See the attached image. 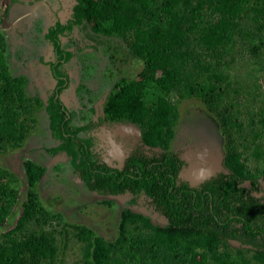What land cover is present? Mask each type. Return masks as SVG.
<instances>
[{
	"label": "trees",
	"instance_id": "obj_1",
	"mask_svg": "<svg viewBox=\"0 0 264 264\" xmlns=\"http://www.w3.org/2000/svg\"><path fill=\"white\" fill-rule=\"evenodd\" d=\"M2 16L0 160L7 149L22 144L31 128L28 121L36 122L30 108L41 103L38 96L26 95L28 79L10 71L12 52ZM83 27L117 38L116 44L140 62L134 77H120L108 92L103 89L107 92L103 111L108 119L136 123L145 143L166 150L174 135L179 102L192 98L216 122L230 169L241 173L244 159L264 158V0H74L69 18L55 22L45 35L67 61L71 52L61 46L59 34ZM81 40L78 49L94 46ZM238 61L250 65L240 75L233 71ZM61 105L51 96L43 107L51 135L61 140L47 150L64 149L77 167L86 166L84 157L93 163L86 149L90 140L81 139L84 148L75 142V132L84 126L73 124L74 113ZM22 165L21 177L0 161V264H58L56 234L66 232V227L81 243V257L61 264L248 262L242 256L231 258L227 247L219 249L218 232L204 222L199 225L196 216L176 204L180 188H175L176 194L167 189L162 192L155 179L148 183L139 177L137 190L151 193V185L159 190L161 196L156 198L166 208L165 225H154L145 215L123 208L113 239L84 224L64 222L60 231L56 227L60 215L47 210L34 189L46 166L31 158ZM88 175L89 188L104 186L101 180H92L94 174ZM19 182L25 189L22 198ZM105 185L114 187V181L109 178ZM263 257L256 264H264Z\"/></svg>",
	"mask_w": 264,
	"mask_h": 264
},
{
	"label": "flooded vegetation",
	"instance_id": "obj_2",
	"mask_svg": "<svg viewBox=\"0 0 264 264\" xmlns=\"http://www.w3.org/2000/svg\"><path fill=\"white\" fill-rule=\"evenodd\" d=\"M36 1L42 0L7 1L2 12V29L8 32L10 46L20 44L31 48L29 40L33 38L32 34L37 26L33 22L30 23L28 17H36L37 20L44 15L43 22L46 26L43 33L46 37L45 33L51 25L57 21L63 23L69 18L74 3V0H44L40 7H36ZM10 7L22 9V12L18 15L20 20L18 19L10 29H6L12 23L9 19ZM74 30H64L59 34L61 46L71 52L67 61L59 56L60 53L46 37V42L52 46L53 55L50 54L47 58L45 53L46 58L43 57L39 64L35 63L36 76L32 85L37 88L39 97L46 96L47 101L52 96L55 102L62 104L61 108L74 113L76 121L73 120L72 123L84 126L81 131L75 132L80 135L75 136V142L84 148L86 146L81 139L90 140L86 149L91 153L94 162L91 163V159L84 157L86 166L77 167L72 164V154H68L64 149L53 152L47 150L52 163L56 166L58 163L69 161L75 181H82L86 188L96 195L111 196L121 203H126L120 212L123 208H130L148 217L154 225H165L168 222L166 208L160 203L161 200L156 198L159 190H153L152 185L151 193H146L143 189L137 190L139 177L145 178L148 183H154V179L158 180L162 192L167 189L168 193L176 194L175 188H180L176 204L183 207L186 213L196 216L199 225L204 222L205 226L218 232V248L227 247L231 258L242 256L241 259L247 260V264H256L258 257L264 256V158L257 161L246 158L241 167L242 172H235L227 166V147L220 134L219 142L204 148L210 151L207 152L208 155L217 156L214 162H211L212 170L209 171L207 162L203 159L198 161L200 164L193 166L194 164L186 159L182 149L171 148L172 140L169 148L164 150L145 143L136 123L130 120L108 119L103 111L107 92L103 91V94L98 96L94 91L78 99L76 89L81 80L76 76L74 82L71 81L72 74L68 66L73 65L74 70L78 72L79 62L74 61V55L93 46L78 49L84 41L80 38H85L81 37V32V35H78ZM68 43H72V46L67 47ZM49 50L50 48L45 52ZM32 66L34 65L30 68ZM63 94H68L69 104L62 100ZM60 141L54 137L49 146H57ZM102 148L104 152L100 153ZM171 165L176 169L175 174L171 171ZM194 167L208 168L205 173L207 175L192 178ZM89 172L94 174L92 180L97 178L104 186L98 190L89 188L86 184ZM109 178L114 181V187L105 185Z\"/></svg>",
	"mask_w": 264,
	"mask_h": 264
},
{
	"label": "rangeland",
	"instance_id": "obj_3",
	"mask_svg": "<svg viewBox=\"0 0 264 264\" xmlns=\"http://www.w3.org/2000/svg\"><path fill=\"white\" fill-rule=\"evenodd\" d=\"M7 1L0 0V13L4 12ZM42 1H36L35 6L40 7ZM20 10L22 9L10 7L11 16L9 19L12 20V23L6 29H10L15 25L14 23L20 20L18 18L22 12ZM35 18L28 17L30 23L33 22L37 26L32 34L34 35L33 38L29 40L31 48H27L26 45L23 47L20 44L9 47L12 52L10 71L28 79L25 92L30 97L38 96L37 88L32 85L36 76L34 69L37 68V64L35 63L41 61L45 56L49 58L50 54L53 55L52 46L46 42L47 39L43 33L46 26V23L43 22L45 21L44 15H41L37 20ZM74 29V33L82 34L81 37L85 39L88 37L86 41L94 45L92 48L74 55V61L79 62L80 69L78 72L74 70L73 65L68 66L72 74L71 81L74 82L76 76L81 80V84L76 89L78 99L92 94L94 91L95 94L101 96L103 89L108 92V89L118 78H131L137 74L140 62L133 60L124 47L116 44L117 38L95 34L86 27L81 30ZM71 44L68 43L67 47L72 46ZM49 48L50 50L45 52ZM27 49L32 50L27 51ZM247 62L238 61L234 67V73L240 75L245 69H248L250 65ZM31 65H34L33 68H30ZM61 97L67 104L70 103L68 94H63ZM38 98L41 103L30 108L34 112L33 117L36 118V122L28 121L31 128L26 138L20 146L7 149L2 154L1 164L17 175H21V177L23 175L22 162L26 158H31L36 163L46 166L44 175L35 184L34 189L37 191L41 204L47 210L60 215V222L54 223L58 230H63L64 222L84 224L92 227L104 238H115L120 209L126 206V203H121L111 196L96 195L90 192L82 181H75L69 161L58 163L56 166L52 163L47 147L53 143L54 136L51 135L47 127V116L43 109L46 96H38ZM218 131L216 122L196 99L184 98L179 102V118L174 127L171 148L182 149L186 159L189 158L188 160L194 165H198V161L203 159L206 160L208 168H211L213 167L211 162H214L216 157L212 154L208 155L207 152L210 151L204 148L220 141L221 136ZM101 152H104L103 148ZM19 191L20 197H24L25 189L22 182H19ZM56 235L58 244L57 263L78 261L81 257V243L73 236L72 229L66 227V232H60ZM0 238L2 237L0 236Z\"/></svg>",
	"mask_w": 264,
	"mask_h": 264
},
{
	"label": "bare ground",
	"instance_id": "obj_4",
	"mask_svg": "<svg viewBox=\"0 0 264 264\" xmlns=\"http://www.w3.org/2000/svg\"><path fill=\"white\" fill-rule=\"evenodd\" d=\"M217 157V156H216ZM189 159V158H188ZM187 159V160H188ZM188 162V161H187ZM200 164V163H199ZM197 165V164H196ZM193 166H195V165H193ZM203 166V165H202ZM204 167V166H203ZM207 167V166H206ZM209 169H212V167L211 168H209ZM216 169V168H215ZM194 172L192 173V178H197V177H199L200 175H203L205 172H206V170H208V168L207 169H204V168H198V167H194ZM183 171H185V170H183ZM191 171V170H190ZM208 173H210V172H208ZM188 177V176H187ZM191 181V180H190Z\"/></svg>",
	"mask_w": 264,
	"mask_h": 264
},
{
	"label": "water",
	"instance_id": "obj_5",
	"mask_svg": "<svg viewBox=\"0 0 264 264\" xmlns=\"http://www.w3.org/2000/svg\"><path fill=\"white\" fill-rule=\"evenodd\" d=\"M207 171H208V170H207ZM209 171H210V170H209ZM205 173H207V172H205ZM205 173H204V174H205ZM205 175H207V174H205ZM202 178H203V177H202Z\"/></svg>",
	"mask_w": 264,
	"mask_h": 264
}]
</instances>
